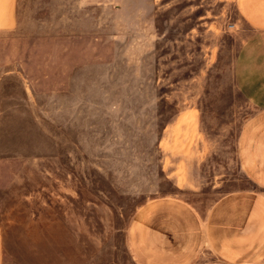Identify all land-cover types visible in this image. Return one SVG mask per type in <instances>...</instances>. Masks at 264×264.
Returning <instances> with one entry per match:
<instances>
[{"label":"rangeland","instance_id":"1","mask_svg":"<svg viewBox=\"0 0 264 264\" xmlns=\"http://www.w3.org/2000/svg\"><path fill=\"white\" fill-rule=\"evenodd\" d=\"M240 0H18L0 30L7 264H138L139 209L248 190ZM202 264L210 257H201ZM206 262H205V261Z\"/></svg>","mask_w":264,"mask_h":264},{"label":"crops","instance_id":"2","mask_svg":"<svg viewBox=\"0 0 264 264\" xmlns=\"http://www.w3.org/2000/svg\"><path fill=\"white\" fill-rule=\"evenodd\" d=\"M18 0H0V30L16 26ZM256 28L241 48L236 77L243 96L259 111L240 135L239 164L248 190L223 195L203 218L178 199H161L139 209L131 225L138 264H264V0H240ZM0 228V264L3 257Z\"/></svg>","mask_w":264,"mask_h":264}]
</instances>
